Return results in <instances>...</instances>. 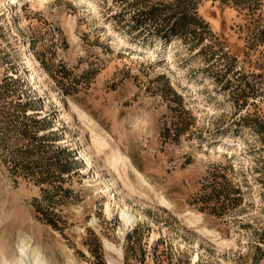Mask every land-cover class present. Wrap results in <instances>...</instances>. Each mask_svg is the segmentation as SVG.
Instances as JSON below:
<instances>
[{"label": "rangeland", "instance_id": "1", "mask_svg": "<svg viewBox=\"0 0 264 264\" xmlns=\"http://www.w3.org/2000/svg\"><path fill=\"white\" fill-rule=\"evenodd\" d=\"M20 236L50 264H264V0H0V264Z\"/></svg>", "mask_w": 264, "mask_h": 264}, {"label": "bare ground", "instance_id": "2", "mask_svg": "<svg viewBox=\"0 0 264 264\" xmlns=\"http://www.w3.org/2000/svg\"><path fill=\"white\" fill-rule=\"evenodd\" d=\"M35 65V64H34ZM33 70V68H32ZM64 107V106H63ZM67 112V111H65ZM67 114V113H66ZM97 137V136H96ZM86 137H84V134L81 133V136L78 140H85ZM100 138V137H99ZM81 141V142H82ZM91 142L93 143V145H97L96 147H98L97 149H103L106 145L101 142L100 140H98V138H95V136L91 138ZM90 143V142H89ZM89 145V144H88ZM87 145V146H88ZM90 148V147H89ZM96 150V149H95ZM109 160H111V167L113 168V172L115 170V172L117 173V167L118 165V161L122 160V155L120 151H116V152H111L109 155ZM123 160H125L123 158ZM85 162H88L87 160ZM120 162V161H119ZM122 162V161H121ZM124 162V161H123ZM126 162V161H125ZM129 163V162H128ZM108 165V164H107ZM131 165V164H130ZM122 166H125V164H122ZM132 167V166H131ZM129 168V167H128ZM133 168V167H132ZM131 170L135 171V168H133ZM119 170V169H118ZM115 173V174H116ZM119 173V172H118ZM114 174V175H115ZM113 175V174H112ZM142 179L143 182L145 181L143 179V177L139 174V179ZM112 180H114V176L112 178ZM115 182V181H114ZM125 184V183H124ZM127 184V183H126ZM117 185V184H116ZM117 187V186H116ZM118 188H120L118 186ZM117 188V189H118ZM127 195V194H125ZM128 196V195H127ZM124 208V207H122ZM127 210L124 208L123 209V213H125ZM132 217V216H131ZM126 219V218H125ZM128 222H131V219H127ZM111 264H116L114 263L112 260H109ZM7 262V261H6ZM11 262V261H10ZM9 264V263H8ZM11 264H50L46 261L45 257L42 254V251L37 247V246H32L31 244V240L29 237L26 236H20L19 239V244L17 245V254L15 256V260L13 261V263Z\"/></svg>", "mask_w": 264, "mask_h": 264}, {"label": "trees", "instance_id": "3", "mask_svg": "<svg viewBox=\"0 0 264 264\" xmlns=\"http://www.w3.org/2000/svg\"><path fill=\"white\" fill-rule=\"evenodd\" d=\"M173 26H176V25H173ZM158 32L160 33V30H158Z\"/></svg>", "mask_w": 264, "mask_h": 264}]
</instances>
